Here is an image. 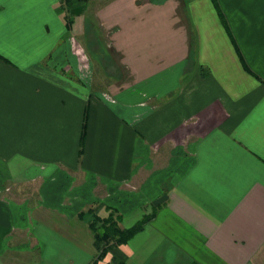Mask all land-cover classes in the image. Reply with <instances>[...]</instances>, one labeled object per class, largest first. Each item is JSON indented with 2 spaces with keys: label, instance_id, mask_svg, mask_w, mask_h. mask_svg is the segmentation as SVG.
I'll use <instances>...</instances> for the list:
<instances>
[{
  "label": "crops",
  "instance_id": "1",
  "mask_svg": "<svg viewBox=\"0 0 264 264\" xmlns=\"http://www.w3.org/2000/svg\"><path fill=\"white\" fill-rule=\"evenodd\" d=\"M74 2L0 0V264H264V0L102 2V89Z\"/></svg>",
  "mask_w": 264,
  "mask_h": 264
},
{
  "label": "rangeland",
  "instance_id": "2",
  "mask_svg": "<svg viewBox=\"0 0 264 264\" xmlns=\"http://www.w3.org/2000/svg\"><path fill=\"white\" fill-rule=\"evenodd\" d=\"M75 1V2H74ZM107 0H73L74 3H88L84 15V29L72 37L71 46L84 62L92 88L102 89L107 83L116 79L118 71L108 52V37L94 20V12L99 4ZM64 9H67L65 6Z\"/></svg>",
  "mask_w": 264,
  "mask_h": 264
},
{
  "label": "trees",
  "instance_id": "3",
  "mask_svg": "<svg viewBox=\"0 0 264 264\" xmlns=\"http://www.w3.org/2000/svg\"><path fill=\"white\" fill-rule=\"evenodd\" d=\"M67 24H71L69 18H67ZM91 217L92 220L89 226L94 233V246L97 256L89 264H97L106 255L109 248L127 243L141 229V225H137L128 230H121L119 228L118 216L115 214H110L106 218H98L93 214ZM98 229H102L103 233L101 235L97 233Z\"/></svg>",
  "mask_w": 264,
  "mask_h": 264
}]
</instances>
